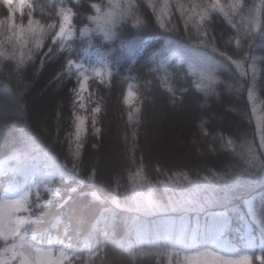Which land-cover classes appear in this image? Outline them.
Returning a JSON list of instances; mask_svg holds the SVG:
<instances>
[{"label":"trees","instance_id":"1","mask_svg":"<svg viewBox=\"0 0 264 264\" xmlns=\"http://www.w3.org/2000/svg\"><path fill=\"white\" fill-rule=\"evenodd\" d=\"M91 2L104 0H0V39L19 37L28 28L30 14L33 19L58 23L57 6L72 7L78 13L73 23L79 26L80 14L92 11ZM153 2L167 28L175 24L183 35L187 20L189 31L199 24L210 39L215 37L221 64L214 69L218 80L211 85L214 91L208 104L199 106L202 97L193 91L181 98L179 92L166 90L171 84L163 68L176 62L164 41L170 33L156 28L155 22L152 30L139 35L126 31L125 37L136 38L115 52H104L101 58L89 47L87 54L80 53L78 63L83 67L79 71L88 76L82 98L80 91L69 88L76 89L83 76H65L58 82L59 90H45L59 62L46 64L31 97L45 91L51 94L47 124L35 127L28 112L30 95L26 111L14 99L0 96V174H11L14 161L5 162L2 155L21 138L30 145L31 155L71 170L74 179L66 183L76 192L65 197L71 201L68 217L54 228L43 222L33 227L38 236L47 227L45 243L51 240L52 248L65 247L89 264H187L185 257L201 248L226 257L247 253L250 264H262L264 236L256 221L264 223V160L257 157L261 146L247 89L253 65L264 67V0ZM248 6L253 8L251 15ZM144 11L151 19L147 8ZM253 20L257 23L254 33L250 31ZM221 52L236 63L220 56ZM254 56L261 59L253 60ZM90 66L100 68V75L85 71ZM153 68L160 70L150 71ZM240 85L242 91H236ZM128 86L134 92L131 103L125 99ZM256 88L259 99H254L264 135V71L256 77ZM215 93H219L218 100ZM189 102L194 115L185 146L193 151L192 157L178 164L148 157L151 148L146 134L155 126L151 112L161 108L167 115L182 114L189 110ZM78 116L83 118L84 129L75 140ZM69 141L72 152L81 153L78 160L67 154ZM112 141L120 155L118 164L115 169L102 168V149ZM93 169V184H80ZM213 172L225 174L228 182ZM3 179L0 175V182ZM93 187L98 190L95 199ZM142 196L149 198L148 207L132 205Z\"/></svg>","mask_w":264,"mask_h":264},{"label":"clouds","instance_id":"2","mask_svg":"<svg viewBox=\"0 0 264 264\" xmlns=\"http://www.w3.org/2000/svg\"><path fill=\"white\" fill-rule=\"evenodd\" d=\"M88 7L92 11L80 14L82 23L79 26L73 23L78 13L72 7L57 6L55 16L58 18V23L55 19L47 22L33 19L30 14L28 28L23 30L19 37L5 36L0 39V96L14 99L19 108L26 111V98L31 95L40 78L44 76L48 62H59V68L47 79L45 90L47 88L59 90L58 82L65 76L74 75L77 78L83 76L84 79L80 80L76 89L69 88V91H83L88 76L79 71L83 67L78 63L81 52L87 54V48H94L102 58L104 52H115L118 48L127 46L131 39L136 38V36L125 37L126 31L139 35L152 30L155 22L156 28L170 33L164 37V41L176 55L175 64L163 68L171 84L166 90L179 92L181 98L189 91H193L202 97L199 106L208 104L209 96L214 91L211 85L218 80L214 75V69L221 62L216 58L218 48L215 37L210 39L207 30L196 24L189 31L187 20H184L183 35L175 24L167 28L157 13L159 6L153 0H140V2L124 0L123 4L117 0H104L103 3L91 2ZM145 8L152 14L151 19L144 11ZM247 11L251 15L253 8L248 6ZM48 15L51 16L52 13L49 12ZM101 16L105 20L103 24L100 23ZM228 23L232 24V21L229 20ZM232 27H235V24H232ZM256 28L257 23L251 21L250 31L254 33ZM228 39L231 41L233 37L230 36ZM236 43L239 44L240 41L237 39ZM219 55L236 63L227 53L221 52ZM259 59L261 57H253V60ZM74 68L77 69L75 73L72 71ZM159 70L150 69V71ZM85 71L96 76L101 73L100 68L94 66H90ZM261 71H264V67L253 65V75L247 89L249 101L254 98L259 99L256 77ZM243 87L240 85L236 91H242ZM231 89L232 86L228 85V90ZM215 96L218 100L219 93H215ZM77 148H82V145H77ZM30 153V145L21 138L18 142L10 144L2 155L5 162L14 161V166L10 175L0 174L4 175L3 181L0 182V264H60V262L89 264L88 261L76 258L74 253L66 250L65 247L52 248L51 240L45 243L47 227L41 230L39 236L36 234L34 225L43 222L54 228L68 217L71 201L65 197L66 194L76 192V188L68 187L66 183L74 179L71 170L65 171L62 165L54 166ZM67 154L73 160H78L81 155L79 151L72 152L71 141ZM257 157L264 160V145L258 150ZM75 167L74 163L73 168ZM243 171L247 172L249 169L245 168ZM261 171L264 172V168ZM95 175L93 169L87 180L81 179L79 183H87L91 186ZM213 175L228 182L227 176L223 173L213 172ZM184 178L189 179L187 175ZM91 196L93 199L98 196V190L94 187ZM5 208L9 209L7 216L3 214ZM256 224L260 235L264 236V223L257 220ZM224 264H234V262L226 259Z\"/></svg>","mask_w":264,"mask_h":264},{"label":"rangeland","instance_id":"3","mask_svg":"<svg viewBox=\"0 0 264 264\" xmlns=\"http://www.w3.org/2000/svg\"><path fill=\"white\" fill-rule=\"evenodd\" d=\"M19 3L25 0H17ZM117 2H120L117 0ZM105 22L104 17H100V23L103 24ZM84 79V77H83ZM80 98H82V91H80ZM134 98V92L130 86L127 87L125 93V99L128 103H131ZM52 96L47 91L44 92V95L34 97L31 95L28 99V112L31 120L33 121L36 128H38L42 124H47L50 118V108L52 104ZM252 112L254 113V118L257 125V135L258 140L260 142V146L264 145V135L260 126V116L257 113V104L255 99L250 101ZM189 110L182 114H168L163 112L160 108L159 110H153L150 114L151 119L154 121V128L146 134V144L152 148L157 149V152L162 156H169L171 153L179 152V156L182 158H191L192 150L187 148L186 145V134H188V125H191V118L194 115V110L191 107V102H189ZM84 129V121L81 116L77 118L76 132H75V140H77ZM191 133V131H190ZM112 146L114 147V153L109 159H100V165L106 167L107 169H115L118 164V157L120 155L116 149V144L112 141ZM180 149V151H179ZM101 157V155H100ZM160 160H163L159 158ZM165 161V160H164ZM148 197H138L136 201L132 205L136 206H149ZM146 209V207H145ZM9 209H3V214L5 216L8 215ZM13 219H15L13 217ZM7 225V221H5ZM56 249V248H55ZM248 256L247 253L237 254L235 256H222L212 253L209 249L201 248L196 252L187 255L185 257V261L187 264H224V261L230 260L233 261L234 264H249V262H245L242 260L243 257ZM249 257V256H248ZM62 264V262H60Z\"/></svg>","mask_w":264,"mask_h":264},{"label":"bare ground","instance_id":"4","mask_svg":"<svg viewBox=\"0 0 264 264\" xmlns=\"http://www.w3.org/2000/svg\"><path fill=\"white\" fill-rule=\"evenodd\" d=\"M106 143V142H105ZM114 147L112 144H109L108 146L104 145L102 152H101V159H109L113 153H114ZM180 151V149H179ZM179 152H175L174 154L171 153L169 156H162L159 152H157V149H150V153L148 154V157L150 158H161L163 160L169 161L170 163H183L185 161V157L182 158V156H179Z\"/></svg>","mask_w":264,"mask_h":264},{"label":"snow or ice","instance_id":"5","mask_svg":"<svg viewBox=\"0 0 264 264\" xmlns=\"http://www.w3.org/2000/svg\"><path fill=\"white\" fill-rule=\"evenodd\" d=\"M242 260H243V261H247V262H249V264H250L251 258L248 257V256H245V257L242 258Z\"/></svg>","mask_w":264,"mask_h":264}]
</instances>
